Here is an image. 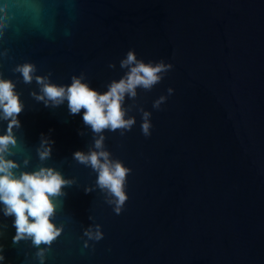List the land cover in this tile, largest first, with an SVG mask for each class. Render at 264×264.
<instances>
[{
	"label": "water",
	"instance_id": "obj_1",
	"mask_svg": "<svg viewBox=\"0 0 264 264\" xmlns=\"http://www.w3.org/2000/svg\"><path fill=\"white\" fill-rule=\"evenodd\" d=\"M0 264H264V0H0Z\"/></svg>",
	"mask_w": 264,
	"mask_h": 264
}]
</instances>
